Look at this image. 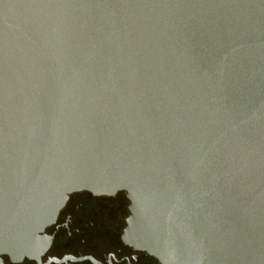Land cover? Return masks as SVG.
I'll return each instance as SVG.
<instances>
[{
  "label": "water",
  "instance_id": "obj_1",
  "mask_svg": "<svg viewBox=\"0 0 264 264\" xmlns=\"http://www.w3.org/2000/svg\"><path fill=\"white\" fill-rule=\"evenodd\" d=\"M83 190L158 264H264V0H0V255Z\"/></svg>",
  "mask_w": 264,
  "mask_h": 264
},
{
  "label": "flooded vegetation",
  "instance_id": "obj_2",
  "mask_svg": "<svg viewBox=\"0 0 264 264\" xmlns=\"http://www.w3.org/2000/svg\"><path fill=\"white\" fill-rule=\"evenodd\" d=\"M129 203L124 191L114 195L73 192L44 230L48 248L22 259L2 254L0 264H158L153 256L123 240Z\"/></svg>",
  "mask_w": 264,
  "mask_h": 264
}]
</instances>
